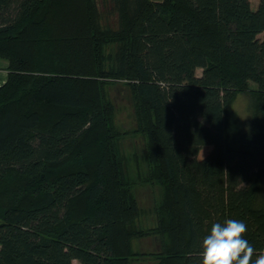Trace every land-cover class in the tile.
<instances>
[{"label": "trees", "instance_id": "obj_1", "mask_svg": "<svg viewBox=\"0 0 264 264\" xmlns=\"http://www.w3.org/2000/svg\"><path fill=\"white\" fill-rule=\"evenodd\" d=\"M0 59V186L19 183L0 264H202L228 218L264 254V134L230 144L226 114L251 82L264 130V0H0ZM119 80L144 142L133 177ZM136 185L163 189L152 227Z\"/></svg>", "mask_w": 264, "mask_h": 264}, {"label": "rangeland", "instance_id": "obj_2", "mask_svg": "<svg viewBox=\"0 0 264 264\" xmlns=\"http://www.w3.org/2000/svg\"><path fill=\"white\" fill-rule=\"evenodd\" d=\"M257 3L258 0H252L254 6ZM196 73L197 76H201L202 70L197 69ZM114 84L109 89L111 98L115 104L116 112L114 122L122 133H127V136L121 139L119 152L128 158V172L133 177L139 175L141 171H144V142L139 136H132L135 120L129 89L124 86V81L122 80L116 81ZM255 90L256 86L253 83H247L244 88L238 91L236 97L227 108V134L230 144H234L236 136L243 132H252L258 135L264 134L262 114L258 106ZM17 188L19 189V183L5 182L1 185L0 204H7V202L13 199L15 196L14 192L17 191ZM135 188V193L139 200V207L144 213L141 218L142 225L147 228L152 227L156 223V217L153 212L154 203L157 198H161L163 189L159 185H136ZM144 248L142 246L140 249L142 250ZM73 264L79 263L74 261Z\"/></svg>", "mask_w": 264, "mask_h": 264}, {"label": "clouds", "instance_id": "obj_3", "mask_svg": "<svg viewBox=\"0 0 264 264\" xmlns=\"http://www.w3.org/2000/svg\"><path fill=\"white\" fill-rule=\"evenodd\" d=\"M243 220L215 222L202 240V264H264V254L253 259L254 248L245 238Z\"/></svg>", "mask_w": 264, "mask_h": 264}, {"label": "crops", "instance_id": "obj_4", "mask_svg": "<svg viewBox=\"0 0 264 264\" xmlns=\"http://www.w3.org/2000/svg\"><path fill=\"white\" fill-rule=\"evenodd\" d=\"M8 79V62L0 59V86H2Z\"/></svg>", "mask_w": 264, "mask_h": 264}]
</instances>
